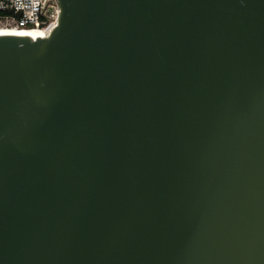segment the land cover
Instances as JSON below:
<instances>
[{"label": "water", "instance_id": "obj_1", "mask_svg": "<svg viewBox=\"0 0 264 264\" xmlns=\"http://www.w3.org/2000/svg\"><path fill=\"white\" fill-rule=\"evenodd\" d=\"M0 32V264H264V0H57Z\"/></svg>", "mask_w": 264, "mask_h": 264}, {"label": "built area", "instance_id": "obj_2", "mask_svg": "<svg viewBox=\"0 0 264 264\" xmlns=\"http://www.w3.org/2000/svg\"><path fill=\"white\" fill-rule=\"evenodd\" d=\"M0 23L17 28H36L46 37L57 25V0H0Z\"/></svg>", "mask_w": 264, "mask_h": 264}, {"label": "bare ground", "instance_id": "obj_3", "mask_svg": "<svg viewBox=\"0 0 264 264\" xmlns=\"http://www.w3.org/2000/svg\"><path fill=\"white\" fill-rule=\"evenodd\" d=\"M32 30H37V29L36 28H17V27L8 26V25H5L3 23H0V32H18V33H22V32H27V31H32ZM41 32H42V35H44V32L43 31H41Z\"/></svg>", "mask_w": 264, "mask_h": 264}, {"label": "trees", "instance_id": "obj_4", "mask_svg": "<svg viewBox=\"0 0 264 264\" xmlns=\"http://www.w3.org/2000/svg\"><path fill=\"white\" fill-rule=\"evenodd\" d=\"M4 14H5V12H1V11H0V16H2V15H4Z\"/></svg>", "mask_w": 264, "mask_h": 264}]
</instances>
